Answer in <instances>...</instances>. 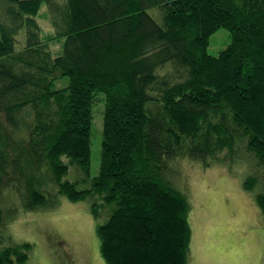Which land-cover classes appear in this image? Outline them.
Masks as SVG:
<instances>
[{"label": "trees", "instance_id": "16d2710c", "mask_svg": "<svg viewBox=\"0 0 264 264\" xmlns=\"http://www.w3.org/2000/svg\"><path fill=\"white\" fill-rule=\"evenodd\" d=\"M43 4L57 55L36 19ZM220 28L230 41L209 55ZM184 160L242 164L264 218V0H0V264L33 251L7 225L59 197L106 211V264H189Z\"/></svg>", "mask_w": 264, "mask_h": 264}, {"label": "rangeland", "instance_id": "374dc122", "mask_svg": "<svg viewBox=\"0 0 264 264\" xmlns=\"http://www.w3.org/2000/svg\"><path fill=\"white\" fill-rule=\"evenodd\" d=\"M36 19L43 42L51 55H57L63 39L55 37L44 4ZM229 41L228 31L218 29L209 39L207 53L216 56ZM103 105L101 96L97 97L91 126V176L99 170ZM226 153L224 149L219 155ZM182 171L186 176L176 186L185 188L190 204L189 264H264V218L242 187V175L249 170L245 172L242 164L232 172L221 164L204 168L184 160ZM56 205L21 212L7 225L14 243L33 244L27 264H106L96 236V226L107 219L106 211L100 207L94 216L90 199L72 203L59 197Z\"/></svg>", "mask_w": 264, "mask_h": 264}]
</instances>
